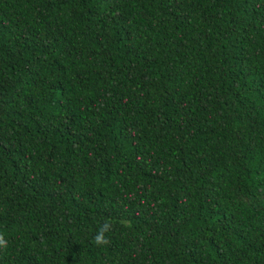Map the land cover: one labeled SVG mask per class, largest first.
<instances>
[{
    "label": "trees",
    "instance_id": "trees-1",
    "mask_svg": "<svg viewBox=\"0 0 264 264\" xmlns=\"http://www.w3.org/2000/svg\"><path fill=\"white\" fill-rule=\"evenodd\" d=\"M0 264H264V0H0Z\"/></svg>",
    "mask_w": 264,
    "mask_h": 264
}]
</instances>
